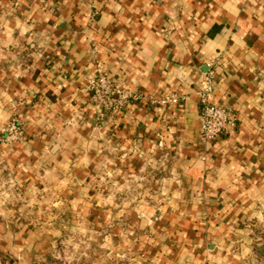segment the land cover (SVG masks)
<instances>
[{"label": "crops", "instance_id": "1", "mask_svg": "<svg viewBox=\"0 0 264 264\" xmlns=\"http://www.w3.org/2000/svg\"><path fill=\"white\" fill-rule=\"evenodd\" d=\"M211 65V101L236 126L205 144ZM99 67L140 96L100 123L84 89ZM167 96L180 103L161 105ZM0 114L26 119L25 163L47 176L73 167L78 185L170 159L160 187L170 205L138 210L157 221L151 264L257 261L245 226L264 214V0H0ZM5 253L4 264H37Z\"/></svg>", "mask_w": 264, "mask_h": 264}, {"label": "rangeland", "instance_id": "2", "mask_svg": "<svg viewBox=\"0 0 264 264\" xmlns=\"http://www.w3.org/2000/svg\"><path fill=\"white\" fill-rule=\"evenodd\" d=\"M1 116L0 247L8 257L20 252L37 264H151L145 249L148 242L161 247L151 228L157 221H144L138 210L162 211L170 205L163 199L166 189H160L170 159L146 160V170L130 178L106 168L78 185L73 167L72 173L47 176L38 160L32 166L25 163L26 119ZM14 122L23 132L18 137L10 132ZM262 218L245 226L255 246V264H264V214Z\"/></svg>", "mask_w": 264, "mask_h": 264}, {"label": "built area", "instance_id": "3", "mask_svg": "<svg viewBox=\"0 0 264 264\" xmlns=\"http://www.w3.org/2000/svg\"><path fill=\"white\" fill-rule=\"evenodd\" d=\"M209 68L203 81L204 89L200 93V136L201 141L205 144L218 140L236 126V118L231 109L211 101L215 91L216 71L212 65ZM84 89L99 111L100 118L106 114L123 111L133 100L140 97L136 91L125 89L110 76L108 71L101 67L94 74L88 76ZM159 103L161 105L179 104L180 99L175 96H167ZM10 132H14L17 137L23 134L17 122L11 124Z\"/></svg>", "mask_w": 264, "mask_h": 264}]
</instances>
